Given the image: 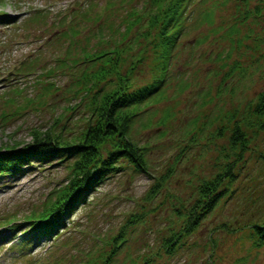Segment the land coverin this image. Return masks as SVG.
Masks as SVG:
<instances>
[{
  "label": "rangeland",
  "instance_id": "obj_1",
  "mask_svg": "<svg viewBox=\"0 0 264 264\" xmlns=\"http://www.w3.org/2000/svg\"><path fill=\"white\" fill-rule=\"evenodd\" d=\"M144 3L0 0V16L6 17H0V149L31 142L34 131L67 138L81 133L87 115L85 100H80L82 78L89 63L93 65L94 51L110 50V40L123 41L121 34L129 23L146 29V22L140 26L136 21L145 14ZM233 6L215 1L204 24L199 21L201 8H194L176 42L165 86L143 102L129 130L143 148L146 170L126 167L109 176L80 204L57 239L41 240L28 249L17 244L18 234L32 223L17 227L0 240V264H86L90 259L91 264H101L98 254L109 250L107 241L124 225L129 239L111 264H133V259L141 264L143 255L155 256L157 249L160 256L149 264H264V244L256 246L248 235L249 224L264 221V115L251 114L264 91V12L250 17L259 39H243L236 46L233 38L222 39L223 27L235 21ZM254 7L256 2L250 0L249 8ZM225 59L237 62L245 72L239 75L240 69L235 70L227 87L219 90L227 69L219 65ZM236 121L242 124L249 147L239 163L233 193L217 203L184 245L164 256L160 235L169 222L173 226L180 222L176 216L170 219V196L185 203L193 199L198 180L217 169L216 161L219 164L224 153H232L229 135ZM199 127L204 137L198 134L191 140V131ZM181 153L174 171L168 170ZM53 161H29L22 172L0 177L2 235H8L9 224L32 213L39 217L47 200L69 182L71 160ZM162 174L170 175L169 190L149 198Z\"/></svg>",
  "mask_w": 264,
  "mask_h": 264
},
{
  "label": "trees",
  "instance_id": "obj_2",
  "mask_svg": "<svg viewBox=\"0 0 264 264\" xmlns=\"http://www.w3.org/2000/svg\"><path fill=\"white\" fill-rule=\"evenodd\" d=\"M215 1L217 0H145L143 6L145 14L142 18L137 17L136 21H141L140 26L142 22H146L147 28L140 29L136 22L129 23L121 34L123 41L110 40L109 44L112 46L110 50L94 51L92 61L90 60L93 65L89 63L90 69L82 78L86 84H83V96L80 100H85L87 115L82 121L81 133L76 137L67 138L63 134L51 131L43 133L34 131L31 142L0 149V177L22 172L23 165L29 161L43 163L56 160L57 163L71 160L68 164L71 174L69 182L57 191L55 198L47 200L48 204L42 208L39 217L32 213L24 221L9 224L8 235H2L3 231H0V240L8 238L17 227L28 223H32L31 227L19 232L18 237L20 236L21 239L17 244L23 243L22 246L25 245V248L29 249L41 240L57 239L80 204L85 203L89 194L109 176L126 167L138 172L146 170L147 159L143 148L133 140L129 129L143 109L142 104L145 99L165 86L170 65L176 57L174 54L176 42L185 31L187 20L192 16L194 8H201L202 16L199 21L204 24L209 21V6ZM226 1L234 4L232 8L233 10L236 8L237 13H235V21L223 27L222 39L225 41L233 38L230 40L236 43V46L243 44L245 41L243 39H259L255 37L257 34L251 28L253 23L250 17L253 16V12L254 15L264 12V0H254L256 2L254 9L249 8L250 0ZM261 16L264 17V13ZM255 23L261 25L258 20ZM133 28L138 29L133 31ZM228 49L231 51L232 46L228 45ZM227 53L224 56L230 57L231 54ZM226 61L225 59L223 64L219 65L227 67L218 83L219 90L227 87V82L235 75V70L240 69L239 75L240 72H245L237 62L230 64ZM142 62L143 67L140 66ZM122 63L125 65L123 69L120 68ZM97 65L99 66L92 68ZM258 96L260 100L255 103L251 114L259 118L264 115V91ZM235 125L232 134L229 135L232 153H224L222 161L219 164L216 161L217 169L198 180L199 182L192 189L195 195L193 199L185 203L181 197L169 195L172 203L170 219L174 220L176 216L180 222L176 226L169 222L165 233L160 235L159 245L166 252L164 256L184 245L187 236L202 224L203 218L215 208L217 203L233 193V185L237 180L236 177L239 176V163L249 147L247 137L243 135L244 132L240 127L242 124L236 121ZM203 127H199L196 132L191 131L193 136H190L191 140L197 139L198 134H203L204 137ZM185 150L184 148L182 153ZM182 153L176 156L175 164L172 163L168 170L174 171ZM169 176L162 174L156 178L150 191L152 196L149 198L153 199L162 191L169 190ZM136 217L139 218V214H135L134 218ZM124 226L118 234L111 236L107 241L111 244L109 250L104 249L105 252L98 254L102 258L101 264H111L121 246L128 241V233L124 230ZM249 227L248 235L252 242L256 246L263 245L264 221H253ZM22 250L21 252H25V249ZM159 253L160 249H157L155 256L143 255L144 260L141 264L153 263L154 257L160 256ZM132 261L133 264H137L136 260ZM91 262L93 261L90 259L86 264Z\"/></svg>",
  "mask_w": 264,
  "mask_h": 264
}]
</instances>
